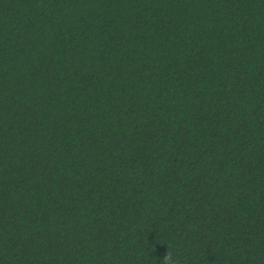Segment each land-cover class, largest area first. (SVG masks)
Returning <instances> with one entry per match:
<instances>
[{
    "label": "trees",
    "instance_id": "trees-1",
    "mask_svg": "<svg viewBox=\"0 0 264 264\" xmlns=\"http://www.w3.org/2000/svg\"><path fill=\"white\" fill-rule=\"evenodd\" d=\"M264 264V0H0V264Z\"/></svg>",
    "mask_w": 264,
    "mask_h": 264
},
{
    "label": "clouds",
    "instance_id": "clouds-1",
    "mask_svg": "<svg viewBox=\"0 0 264 264\" xmlns=\"http://www.w3.org/2000/svg\"><path fill=\"white\" fill-rule=\"evenodd\" d=\"M161 264H173L171 252L169 251L166 252V254L163 256V259L161 260ZM175 264H179V261L177 260Z\"/></svg>",
    "mask_w": 264,
    "mask_h": 264
}]
</instances>
